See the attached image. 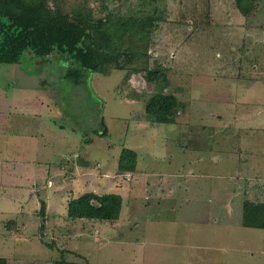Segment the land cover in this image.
<instances>
[{
	"label": "rangeland",
	"instance_id": "rangeland-1",
	"mask_svg": "<svg viewBox=\"0 0 264 264\" xmlns=\"http://www.w3.org/2000/svg\"><path fill=\"white\" fill-rule=\"evenodd\" d=\"M75 1L83 0H55L66 11ZM89 1L102 14L163 18L148 66L124 62L75 85L64 77L65 57L25 53L19 64H0V258L264 264V230L225 209L243 200L247 179V201L264 205V1L248 16L235 0ZM157 92L180 101L173 124L147 118ZM124 148L137 153L134 173L118 170ZM89 192L121 195L120 218L70 219L69 202Z\"/></svg>",
	"mask_w": 264,
	"mask_h": 264
},
{
	"label": "trees",
	"instance_id": "trees-1",
	"mask_svg": "<svg viewBox=\"0 0 264 264\" xmlns=\"http://www.w3.org/2000/svg\"><path fill=\"white\" fill-rule=\"evenodd\" d=\"M97 0H94V2ZM106 6L107 0H100ZM133 1V0H132ZM264 0H235L238 10L248 16L256 4ZM66 11L55 0H0V64H19L25 53L34 59L65 57L69 66L65 79L75 85L83 82L86 73L107 75L109 69H125V64L148 66L146 51L151 34L163 21L156 12L121 15L118 11L97 9L89 0L75 1ZM104 7V6H103ZM135 67L131 72H137ZM145 71L149 72V68ZM151 81L157 79L148 74ZM152 76V77H151ZM181 108L173 94L157 92L146 100L145 113L155 124H173ZM137 153L124 148L118 162L120 173H134ZM123 199L119 194L86 193L68 204L70 219L115 222L120 218ZM257 207V206H256ZM45 203L41 214L45 220ZM247 226L264 229V205L255 210L251 205L245 214ZM0 264H8L0 258ZM55 264H77L64 259Z\"/></svg>",
	"mask_w": 264,
	"mask_h": 264
},
{
	"label": "crops",
	"instance_id": "crops-1",
	"mask_svg": "<svg viewBox=\"0 0 264 264\" xmlns=\"http://www.w3.org/2000/svg\"><path fill=\"white\" fill-rule=\"evenodd\" d=\"M253 178H251V180H252ZM248 181V179L246 180V182ZM246 182H243V184H241V185H239V193L237 192V195H239L240 197H242L243 198V200L241 199L240 200V202H239V199H238V203H236L235 205H230L229 203H230V200L231 199H229V200H227L226 201V206H225V209L227 210V213H230L231 215H232V217H234V215L235 214H238V216H240V220H241V225L243 226V227H245V228H247V229H252V230H264L263 228H261V227H254V226H247L246 224H245V214L247 213V211H248V207H249V205H251L252 207H253V205L255 206L256 204L255 203H253V202H251V201H247V191H246ZM234 192H236V191H234ZM234 192H231L230 193V191H226L225 193H227L228 194V196H230L232 193H233V195H236V194H234ZM252 193H254V191L252 192ZM233 195H231L230 197H232ZM239 197V198H240ZM230 206V207H229ZM210 207H212V206H210ZM216 207H218V206H216ZM212 209V211H214V212H216V211H218V209L217 208H215V207H212L211 208ZM236 211V212H235ZM232 212V213H231ZM217 222V221H216ZM240 222V221H239ZM239 222H238V224L237 225H239ZM218 223V222H217ZM246 251H249V248H248V250H246ZM250 255H253V253H250ZM204 256H202V255H199V254H195V260H196V262H200L201 260H202V258H203ZM191 259H193V255H191ZM191 264H192V262H191Z\"/></svg>",
	"mask_w": 264,
	"mask_h": 264
}]
</instances>
